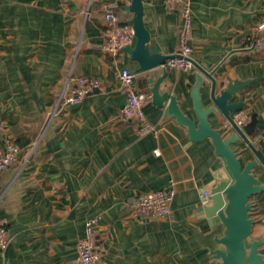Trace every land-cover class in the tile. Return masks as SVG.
Returning a JSON list of instances; mask_svg holds the SVG:
<instances>
[{
	"label": "crops",
	"instance_id": "obj_1",
	"mask_svg": "<svg viewBox=\"0 0 264 264\" xmlns=\"http://www.w3.org/2000/svg\"><path fill=\"white\" fill-rule=\"evenodd\" d=\"M142 1L148 5L143 20L154 31L150 43L175 55L180 17L166 11L165 0ZM127 4L0 0V148L14 142L21 150L19 160L0 173V217L11 237L0 250V264H76V245L95 215L101 217L100 264H214L210 251L218 248L221 226H211L198 209L200 194L224 160L209 139L190 141L184 127L152 104L158 68L134 74L135 88L149 97L143 110L160 128L158 136H141L134 120L121 118L125 92L117 73L131 72L134 62L121 50L105 51L104 15L111 11L125 23L133 17L120 8ZM191 7L192 59L221 63L225 83L248 82L232 102H245L240 109L249 121L257 114L254 141L264 130V0H191ZM167 70L160 89L181 99L193 118L187 86L195 83V70ZM69 77L98 78L102 90L59 107ZM209 121L214 128L226 122L221 115ZM253 174L264 181V168ZM169 186L175 196L167 217L132 215L133 200ZM250 200L257 215L264 194ZM261 235L264 225L256 223L251 239Z\"/></svg>",
	"mask_w": 264,
	"mask_h": 264
},
{
	"label": "water",
	"instance_id": "obj_2",
	"mask_svg": "<svg viewBox=\"0 0 264 264\" xmlns=\"http://www.w3.org/2000/svg\"><path fill=\"white\" fill-rule=\"evenodd\" d=\"M148 7L142 0H129L120 7L133 17L126 21L132 26L134 35L129 45L121 51L134 62L132 74L148 72L158 68V77L150 88V100L159 110L166 112L168 120L187 130L190 141L209 139L215 154L224 160V168L214 175V180L204 188L208 195L207 203L200 206L198 213L206 218L211 226H221L220 236L215 238L218 248L210 251L214 264H264V235L252 240L256 220L253 217L252 196L264 194V181L255 177L253 171L264 168V145L252 141L257 130V114H251L250 121L242 128L232 121L231 114L244 106L245 102H232L247 85V81L225 83L220 80L218 69L221 63L213 66L191 59L195 83L188 85L191 111L194 117L182 109L181 99L169 89H160L168 75L162 66L174 55H165L157 44L150 43L154 33L143 20ZM206 88L203 96L201 90ZM222 116L232 130L227 136L221 128H214L209 117ZM240 146L239 149L235 146Z\"/></svg>",
	"mask_w": 264,
	"mask_h": 264
},
{
	"label": "built area",
	"instance_id": "obj_3",
	"mask_svg": "<svg viewBox=\"0 0 264 264\" xmlns=\"http://www.w3.org/2000/svg\"><path fill=\"white\" fill-rule=\"evenodd\" d=\"M165 9L168 13H176L180 17V27L176 39V52L174 58L166 60L162 66L167 69H179L191 71L194 69L192 59L193 49L190 46L192 33V7L191 0H165ZM104 49L108 53L115 54L129 45L132 41L134 31L132 26L121 23L117 16L107 11L104 15ZM260 43L257 41L256 43ZM120 88L125 92V100L120 109V116L124 121L134 120L138 126L141 136L152 135L157 137L160 128L153 125L145 117L144 106L149 101L146 93L135 88L134 74L123 69L117 73ZM102 82L95 77H69L63 88L58 106H74L83 102L96 92L102 90ZM55 116V111L49 113L47 123ZM234 124L242 128L248 121L249 115L239 109L231 115ZM221 129L224 132L231 131V124L224 122ZM255 144L264 145V130H261L254 138ZM20 148L14 142H8L5 147L0 148V173L19 160ZM155 156L159 155L158 149L153 151ZM175 196V189L171 186L151 191L140 195L130 204V212L136 218L163 219L170 214L171 203ZM208 195L205 191L200 194L201 205L207 203ZM257 224L264 225V207L257 215L253 214ZM100 216L90 217L85 222L84 236L76 245V264H100L102 259V246L96 236V227ZM11 237L7 231V221L0 217V250L4 252L10 243Z\"/></svg>",
	"mask_w": 264,
	"mask_h": 264
},
{
	"label": "trees",
	"instance_id": "obj_4",
	"mask_svg": "<svg viewBox=\"0 0 264 264\" xmlns=\"http://www.w3.org/2000/svg\"><path fill=\"white\" fill-rule=\"evenodd\" d=\"M253 214H256V208L255 207L253 208Z\"/></svg>",
	"mask_w": 264,
	"mask_h": 264
},
{
	"label": "rangeland",
	"instance_id": "obj_5",
	"mask_svg": "<svg viewBox=\"0 0 264 264\" xmlns=\"http://www.w3.org/2000/svg\"><path fill=\"white\" fill-rule=\"evenodd\" d=\"M252 237V236H251Z\"/></svg>",
	"mask_w": 264,
	"mask_h": 264
}]
</instances>
